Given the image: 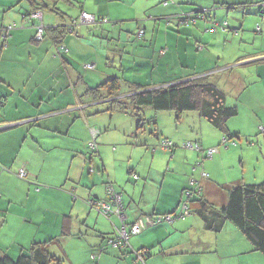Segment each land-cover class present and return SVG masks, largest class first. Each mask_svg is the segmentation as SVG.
<instances>
[{"label": "crops", "instance_id": "crops-1", "mask_svg": "<svg viewBox=\"0 0 264 264\" xmlns=\"http://www.w3.org/2000/svg\"><path fill=\"white\" fill-rule=\"evenodd\" d=\"M261 5L264 0L51 1L48 6L56 13L42 12L47 28L65 27L81 12L110 19L105 14L109 6H121L129 14L121 21L126 14L108 13L112 25L75 26V34H66L61 43L67 52L58 54L61 46L49 32L42 41L34 39L37 20L21 18L19 23L20 15L33 8L28 0H0V34L13 25L6 42L0 38V258L16 259L32 243L50 240L48 251L62 264H76L63 260L71 259L66 257L71 245L87 255L86 264L92 258L95 264H113L116 256H129L122 260L126 264H264V256L218 213L227 204L228 189L264 182V135L259 132L264 128ZM199 11H205L204 20L177 25L176 17ZM137 32L142 36L136 38ZM116 41L128 51L123 64L135 74L143 63H150L145 74H137L155 81L154 87L209 76L225 95L226 106L237 110L226 122L229 135L248 139L250 147L223 146V133L193 111H169L176 124L190 120L186 132L182 125L170 132L159 125L156 132L152 121L156 141L136 136L133 121L112 119L99 125L92 111L103 105H93L105 104L101 112L108 111L112 98L100 90V98L92 99L90 90L102 85L111 73L106 67H113L109 57L100 55V47ZM118 50L112 56L124 57ZM132 80L152 86L137 75ZM118 122L123 124L116 126ZM111 126L118 136L103 130ZM162 139L171 141L173 149L162 151ZM185 142L216 153L202 159L201 153L182 149ZM191 181L201 187V199L192 206L184 197ZM108 187L121 196L119 217ZM204 201L214 210L205 218L198 214ZM95 203L110 205V220L97 212ZM181 212L187 213L181 220L150 224L156 217ZM137 222L146 228L110 249L108 241L118 239L117 230L124 227L129 233ZM87 237L92 239L81 243Z\"/></svg>", "mask_w": 264, "mask_h": 264}, {"label": "trees", "instance_id": "trees-1", "mask_svg": "<svg viewBox=\"0 0 264 264\" xmlns=\"http://www.w3.org/2000/svg\"><path fill=\"white\" fill-rule=\"evenodd\" d=\"M28 1L33 7L32 11L43 12L44 10H48L49 12L56 13V9L54 7L49 8L48 3L51 1L56 3L58 0ZM28 14H23V19H28ZM101 20H106V18H102ZM4 30H1L0 38L3 42H6V37L11 29L7 33ZM48 32L53 42L62 46L61 43L67 34L65 27H46L42 40ZM57 51L58 54L65 53L64 49ZM133 86L141 88L142 92L135 91V94L131 96L128 95L127 97L119 98L120 84L118 79L113 77L106 80L102 85L90 90L92 92L90 96L92 99H98L101 96L97 94L98 91L104 90L106 98H112L110 100V109L115 107L123 111H131L132 116L142 115L145 108H152L158 112L174 111L177 115L190 111L197 112L208 124L223 133V139L227 141L222 143L223 146H233L234 142L230 144L229 140L233 138L238 139L239 137L236 134L229 135L226 128V122L236 116L237 110L235 107L226 106L225 95L209 81V76H201L167 87L153 88L148 91L147 88L154 86L137 84ZM138 127L140 128L141 126ZM205 151L202 150V152L200 151L198 153H201L202 159H210L205 156ZM200 194L201 187L199 186V193L194 195L195 198L190 197L187 200L191 206L201 199L199 198L201 197ZM202 207L203 209L201 210L203 213L198 212V214L204 218L205 214L214 211L212 206L206 201L203 202ZM218 213L223 220L230 222L240 231L255 251L260 252L264 256V182L259 185L235 186L228 189L227 204ZM51 242L49 240L44 243H32L28 250L20 254L16 259H10L9 257L0 258V264H62L61 260L49 253L48 245Z\"/></svg>", "mask_w": 264, "mask_h": 264}, {"label": "rangeland", "instance_id": "rangeland-1", "mask_svg": "<svg viewBox=\"0 0 264 264\" xmlns=\"http://www.w3.org/2000/svg\"><path fill=\"white\" fill-rule=\"evenodd\" d=\"M32 1V0H31ZM62 7H64L63 5H61ZM69 11H73L74 13H77V10L75 9H72L70 8ZM108 13L112 14L113 16L114 15H117L118 17L123 15V14H126L125 13V9L122 8L121 6H109L105 9V14H107V16L110 18H106L107 19V22H110L109 24L112 25V23L114 21H111V20H114L112 17H110L108 15ZM37 14H39V16L37 17ZM48 14V13H46ZM90 15V14H89ZM129 14H126L124 15L122 18H121V21L123 20V18L125 16H127ZM21 18H23V15L21 14L20 15V22L21 23ZM28 19H34V20H37L38 21V25L34 26V29H35V34H34V39L38 36L39 32H38V29L41 28V26L43 27V33L45 32V29H46V26L43 25L42 23V12L40 11H30L29 14H28ZM75 20V19H73ZM204 20V18L202 19ZM201 20V21H202ZM226 22V21H225ZM227 24V22H226ZM67 27H68V23L67 25L65 26V29H66V33L67 34H72L74 35L75 34V30L73 29V27H71L69 30H67ZM18 28V27H17ZM20 28V27H19ZM220 30H223L222 28H219ZM227 28H224L223 31H227L226 30ZM138 35L139 33L137 32V34L135 35L136 38H138ZM41 41V40H40ZM134 44H137L136 43H133L132 44V48H133V45ZM121 45L119 42H107L105 44V46L103 48L100 47V55L103 56L104 58H108V62L110 64L113 65V67H106V70L108 72H111L107 75V79H111L113 77H116L118 79V82L120 84V88H119V94L121 96H131L133 94H135V91H139V92H142L141 91V88H138L136 86H130L129 84L127 83H133V84H137V85H141L140 83L138 82H135L134 79L137 76H139L144 82H146V84H153L155 81H153L151 79V81L148 79L149 77H147L146 75H141V74H137V73H140L141 71L143 72V74H145L148 70H149V66H150V63H148L147 65L145 63H143V67H139V70L138 72H136V74L132 71V69L130 68H126V65L123 64V61L125 59H127V55L128 54V51L125 50V49H121ZM117 49H119V54L120 52L124 53V57H119L118 54L116 56H112L113 53H115L117 51ZM98 54V52H97ZM138 55H141V56H144L145 54L143 52H138ZM122 60V63L120 64ZM93 64H96L95 61H91ZM105 62V61H104ZM145 69V70H143ZM151 72V71H150ZM150 72L148 73L150 75ZM104 80V82L106 81ZM152 82V83H151ZM153 86V85H152ZM153 88H158V87H152L151 89ZM150 88H147V91L148 90H151ZM138 93V92H137ZM89 100V99H88ZM103 105V106H102ZM100 109L98 110H93L92 111V119H94L99 125H104V124H107V123H110V121L113 119L114 121H124V122H127V121H133L134 122V125L135 126V129L137 126H142L140 129L136 130L134 129V133L139 137L141 136L142 137H150V139H154L156 141V133H155V128H154V125L152 123V121H154L156 123V132H157V126H161L162 129L164 130H167L168 132L170 131H177L178 129H180L181 125L183 127V132H186V130H189L188 127H189V122L190 120H188V118H183V122H181L182 124H176L174 122V115L172 112H169V111H166V112H158V111H155L153 110L152 108H145L142 115L141 114H138V115H133L131 114V111H123L119 108H115L113 107L112 109H109L108 111H104V112H101V110H104L105 108V104H94L93 105V108L95 107H101ZM107 107H111V104H109ZM113 111H117L119 113H115ZM100 112V113H99ZM106 112H111L110 114H107ZM193 115L196 116V114L193 113ZM132 117V118H131ZM186 117V116H185ZM132 119V120H130ZM118 125L116 126H119L121 124H123V122L121 123H117ZM136 124V125H135ZM140 124V125H139ZM116 126H111V127H105V129H103L104 131H106V133H108L109 131H111V134L112 135H119L118 133L114 134L113 131V128H116ZM97 130H100L99 128L95 127ZM103 130H102V133H103ZM133 134V133H132ZM260 136V135H259ZM241 140H237L236 138H233V140H229V143L231 144L232 142H234V145L233 146H230L231 150L232 149H240L242 147V143L245 144L247 146V142L248 139H244L242 137H239ZM246 140V141H245ZM250 144L249 143V146L247 147H250ZM235 156H238L237 154H235ZM237 162H238V158L236 159ZM245 164V163H244ZM239 167V166H238ZM191 189V187H190ZM185 197V195H184ZM95 210V209H94ZM101 214V213H100ZM110 216H105L106 217V220H110ZM117 216V215H116ZM119 217V216H117ZM129 228V227H128ZM131 228V227H130ZM86 239V242H84V240H81V243H87L88 241H90L92 238L91 237H87L85 238ZM86 246V245H84ZM113 247H111L110 249H112ZM86 249H87V246H86ZM108 249V248H107ZM66 251L68 252V254H66V257H70L71 259H66L64 258V263H68L67 260L73 262V263H76V264H86L87 262V255H83L81 249L79 248V246H75V245H71L70 247L68 246L66 248ZM54 252H56L55 254L59 255V256H62V254H60V251H58L57 249H54ZM109 254V252L106 251V254ZM137 256V254H136ZM63 257V256H62ZM129 256L127 257H120V256H116V258L114 257V260L113 261V264H117V260L118 261H121L120 264H123L124 262L122 260H126L128 259ZM132 262H134V260H131ZM88 264V263H87ZM126 264V263H124Z\"/></svg>", "mask_w": 264, "mask_h": 264}, {"label": "built area", "instance_id": "built-area-1", "mask_svg": "<svg viewBox=\"0 0 264 264\" xmlns=\"http://www.w3.org/2000/svg\"><path fill=\"white\" fill-rule=\"evenodd\" d=\"M260 10L261 12L263 13L264 15V5H261L260 6ZM204 15H205V11H199L195 14H184V15H181V16H178L176 17V23L177 25L179 26H185V25H188V23H196L197 21H201L203 18H204ZM39 16V14H37V17ZM107 20H98L96 19L94 16L92 15H89L88 13L86 12H81L80 16L75 19V20H72L68 23V30L75 26H78V25H85V26H88V25H98V24H101V23H106ZM13 26H10L8 27L7 29H5V33H7L10 29H12ZM257 29H259V26H257ZM38 36L35 38L36 41H40L42 40V36H43V27L41 26V28L38 29ZM142 36V32L139 33V37ZM64 49L65 52H67V49L63 46H61L60 50ZM93 67V65H87L86 68L88 69H91ZM259 131L264 134V128L260 127L259 128ZM96 136V133H94L92 135V139H94ZM227 142L225 139L222 140V143H225ZM173 144L171 141L167 140V139H162L160 141V149L162 151H170L171 149H173ZM181 147L183 149H189V150H194V151H197V152H202V149L201 147L197 144V143H191V142H185V143H182ZM90 148L92 151L95 150L96 148V145L94 142H92V144L90 145ZM205 156L207 158H211L213 156V154L216 153V149H207L205 152ZM18 175L21 177V178H24L25 177V173L23 170H20ZM201 176L203 178H206V175L205 174H201ZM133 177L136 179V175H133ZM190 187L191 189H187L186 191H184V195H185V198L188 199L190 197H194L195 194H198L199 193V185L193 181L190 182ZM111 187H108L107 191H108V196L111 198L112 200V205L114 208H116L114 214L117 215V216H120L122 214V205H121V196L120 195H116L111 189ZM91 204V203H90ZM93 207H95V209L99 212H102L101 214L104 215V216H110L113 214L112 210H111V207L110 205H106L104 203H95L93 205ZM186 209V206L184 204L183 206V210ZM187 213H183L181 212L179 215L177 216H172V215H163L161 217H156L154 218L152 221H151V225L152 226H155V225H158V224H162L164 222L166 223H172L175 219H183L184 216H186ZM146 228V226L144 225V223H141V222H137L135 224H133L130 228V231L129 233H126L125 231V228H121L120 230H117V234H118V239L116 241H112V240H109L108 243L110 244L109 246L111 247H114V248H117V246H120L122 245V242L123 241V245L124 243L126 244L127 243V240L129 238V236L131 235H138L140 234L144 229ZM140 258V257H139ZM141 259V258H140ZM91 264H95L94 262V258H92V263Z\"/></svg>", "mask_w": 264, "mask_h": 264}, {"label": "water", "instance_id": "water-1", "mask_svg": "<svg viewBox=\"0 0 264 264\" xmlns=\"http://www.w3.org/2000/svg\"><path fill=\"white\" fill-rule=\"evenodd\" d=\"M260 8H261V7H260ZM260 13L263 15V13L261 12V10H260ZM70 21H72V20H70ZM141 127H142V126H141ZM141 127H140V128H141ZM136 136H137V135H136ZM97 212H98V211H97Z\"/></svg>", "mask_w": 264, "mask_h": 264}]
</instances>
